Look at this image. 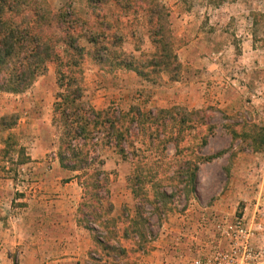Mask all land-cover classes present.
Here are the masks:
<instances>
[{
  "label": "rangeland",
  "instance_id": "rangeland-1",
  "mask_svg": "<svg viewBox=\"0 0 264 264\" xmlns=\"http://www.w3.org/2000/svg\"><path fill=\"white\" fill-rule=\"evenodd\" d=\"M46 2L54 10L64 9L81 21L87 19L83 5L84 2L89 5L88 0ZM133 4L158 6L153 10L160 11L169 24L176 59L168 68H158V74L144 68L141 76H145L138 77L133 72H96L93 62L86 57L82 65L84 102L99 107V111L128 112L132 107L144 113L168 111L176 139L175 143H166L163 136L155 140L140 137L136 144L132 142V146L140 149V158L135 160L134 148L127 149L125 160L111 147L100 148L97 152L100 161L110 165L109 193L114 192L122 200L129 192V201L122 211L133 217V221L136 215L141 216L147 241L160 238L178 247L168 264H183L189 242L194 240L199 241L195 244L199 252L213 243L227 249L226 242L233 237L225 226L236 219H243L246 233L238 240L247 242L258 256V263L264 264V0H227L216 7L205 0H134ZM100 5H93L95 14L112 16V5ZM121 13L128 17L124 21H129L124 38L132 31L135 35L130 45L122 43L111 50L122 53L137 68H142L156 53L148 38V14L134 8ZM80 45L91 49L83 39ZM56 81L55 67L48 64L44 74L21 94L0 92V119L17 117L12 129L0 131V150L7 137L25 149L21 158L17 148L5 149L6 155L0 151V172L12 180L10 185H4L7 205L3 206L5 213L0 216V225L1 218L8 221L9 213H20L29 205L26 179L30 169L21 168L19 162L27 158L26 149L31 147L27 144L34 137L36 120H44L46 103L56 101L59 92ZM34 101L38 103L36 108L32 107ZM52 109L51 105L49 133L55 135L56 154L61 128L59 122H53ZM132 127L136 132L135 125ZM46 156L49 160L50 154ZM133 162L139 167L137 171ZM133 188L138 189V196L132 193ZM85 225L102 236L99 228L84 222L81 226L90 237L92 232ZM86 240L82 236L83 243ZM91 250L84 255L85 264H102L91 261L90 257L111 263L104 257L106 252H95L94 256L89 253ZM153 250L150 244L140 253L127 255L128 262L138 264L142 256ZM0 264L30 263L28 259H20L16 249L7 247L0 250Z\"/></svg>",
  "mask_w": 264,
  "mask_h": 264
},
{
  "label": "trees",
  "instance_id": "trees-1",
  "mask_svg": "<svg viewBox=\"0 0 264 264\" xmlns=\"http://www.w3.org/2000/svg\"><path fill=\"white\" fill-rule=\"evenodd\" d=\"M101 1L88 0L91 15L89 21L93 22L90 24L88 20L76 18L71 11L52 9L46 0H0V92L21 94L44 74L48 64L54 65L59 92L52 105L53 122H59L61 128L56 158L62 169L76 173L75 178L82 188L78 222L97 226L104 233L97 236L94 228L85 225L92 232V250L89 253L95 256V252H106L104 257L111 260L108 264H133L128 262L127 255L140 253L151 243L146 240L142 231L141 216L136 215L133 221V217L122 211L124 209L118 217L111 215L114 208L107 189L109 174L100 169L102 162L97 152L102 147H111L125 160L127 149L134 148L133 159H138L140 149L132 146V142L136 144L140 137L148 136L155 140L163 136L162 140L166 143L175 141L173 119L167 115L168 111L161 109L154 113H144L138 107H132L128 112L96 110L84 102L82 65L88 57L100 72L127 71L140 77L144 68L151 69V74H158L160 69L168 68L176 55L172 51L168 22L163 19L160 11L153 10L158 6L149 4L148 7H136L134 0ZM205 1L216 7L227 0ZM91 3H99V6L107 3L112 5V16L100 17L99 12L95 14L96 9L93 5L90 6ZM132 8L148 14V38L156 51L151 56V61L142 68H137L122 53L111 50L124 42L129 21H124L128 17L121 12ZM121 20L124 22L120 23ZM130 33L131 37L135 35L134 31ZM82 39L91 49L80 45ZM16 121L17 117H2L0 131L12 129ZM5 149H16L20 158L25 150L24 147H17L10 137L3 141V150H0L3 155L7 154ZM27 162L28 156L19 165ZM96 164L98 167H95ZM133 164L135 169L139 168L134 162ZM136 178L140 180L138 175ZM137 191L138 189H132L135 196H138ZM119 237L132 242L136 240V247L126 249L119 246ZM99 259L90 257L91 261L107 264Z\"/></svg>",
  "mask_w": 264,
  "mask_h": 264
},
{
  "label": "crops",
  "instance_id": "crops-1",
  "mask_svg": "<svg viewBox=\"0 0 264 264\" xmlns=\"http://www.w3.org/2000/svg\"><path fill=\"white\" fill-rule=\"evenodd\" d=\"M83 8L87 12V19L85 20H89L91 16L90 9L88 5H85V2ZM132 39L130 35L128 38H124V45H130ZM93 67L94 71L100 73L95 64H93ZM119 72L126 73L127 71ZM49 99L51 100L52 98ZM105 99L106 97L103 95L102 100ZM36 104L38 103L34 101L32 107L36 108ZM1 105L2 102L0 101ZM46 105L44 120H36L37 124L32 133L34 137L30 139L32 142L27 144L31 146L26 149L29 162L20 166L21 168L30 169H28L29 176L26 179L29 205L22 208L20 213H9L8 221L1 218L0 250L3 251L7 247L16 249L19 258L28 259L30 264H40L43 261H45V264H85L84 255L92 248V239L89 233H84V228L78 222V207L82 196V188L75 178L76 173L62 169L56 158L55 148L53 147L55 135L52 131L49 133V129H52L49 109L53 103L51 101L50 105L49 103H46ZM94 108L97 110L99 107ZM1 116L2 113L0 114ZM47 154L54 158L49 156V160H47ZM109 166L107 163L104 164L102 162L100 169L111 175ZM118 167L120 168V166ZM124 181L127 183V179L123 177ZM10 183H12V180L8 177H3L2 172H0V216L5 213L3 212V206L7 205L3 197L4 185L8 186ZM128 193L126 194L128 195ZM127 195L122 197L121 200L115 197L114 192L109 194L110 202L114 208L111 214L113 217H118L120 215L119 211L127 206L125 205L129 201L127 199L129 196ZM36 203L38 207H34ZM24 210L26 211L25 213ZM115 213H117V216ZM4 221H7L10 225L8 226L7 224L5 226ZM95 227L98 228L97 226ZM82 236L88 238L86 244L83 243ZM119 239L118 245L123 248L136 247L135 241L125 240L122 237H119ZM189 243L188 253L183 264L205 254V250L199 252L195 247V244L198 245L199 241L194 240ZM151 246L154 247V250L142 256L138 260V264L171 263L173 261V253H176V249H178L177 246L174 248L160 238H155L151 242ZM169 252L171 255L167 256L166 253Z\"/></svg>",
  "mask_w": 264,
  "mask_h": 264
},
{
  "label": "built area",
  "instance_id": "built-area-1",
  "mask_svg": "<svg viewBox=\"0 0 264 264\" xmlns=\"http://www.w3.org/2000/svg\"><path fill=\"white\" fill-rule=\"evenodd\" d=\"M225 228L233 237L227 240V249L211 243L212 245L205 250L204 255L193 258L186 264H259L258 256L248 243L238 240L246 234L243 219H236L234 223L228 224Z\"/></svg>",
  "mask_w": 264,
  "mask_h": 264
}]
</instances>
